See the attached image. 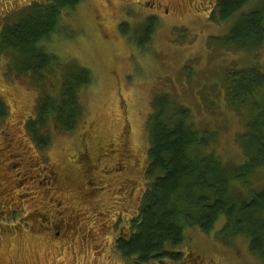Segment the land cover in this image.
<instances>
[{"label": "rangeland", "instance_id": "1", "mask_svg": "<svg viewBox=\"0 0 264 264\" xmlns=\"http://www.w3.org/2000/svg\"><path fill=\"white\" fill-rule=\"evenodd\" d=\"M39 1L0 0V38ZM53 1L37 4L29 16L55 15L58 8L64 11L62 3L70 2ZM218 1L161 0L170 10L164 15V8L159 13L134 3L123 8L124 0H80L47 42L58 63L42 80L24 70L36 62L29 48L21 51L18 67L15 52L1 53L0 97L10 113L0 132V264H127L115 246L120 234L130 232V220L141 207L151 117L156 105L166 107L164 95L177 107H186L198 129L215 133L213 149L224 164L243 162L241 139L252 113L232 103L238 97L230 80L237 69L258 65L264 72V43L256 50L234 46L228 35L235 19L210 18ZM256 10L264 15V0L245 6L246 13ZM5 45L0 41V49ZM76 65L92 75L89 87L81 90L78 128L69 132L49 121L47 147L36 149L26 122L43 96H58ZM75 73L71 76L78 80ZM44 162L51 171H44ZM41 170L56 177L49 191L38 187L45 175ZM18 172L32 173L35 183L30 179L19 188ZM263 184L264 169L252 180L254 188ZM19 195L25 197L19 201ZM54 204L61 205V216L69 224L59 238L57 228L41 227L36 216L54 209L57 220L59 207ZM223 225L224 220L210 235L189 227L185 248L191 252L177 264H263L245 236L227 240L217 235Z\"/></svg>", "mask_w": 264, "mask_h": 264}, {"label": "trees", "instance_id": "2", "mask_svg": "<svg viewBox=\"0 0 264 264\" xmlns=\"http://www.w3.org/2000/svg\"><path fill=\"white\" fill-rule=\"evenodd\" d=\"M251 1L219 0L210 16L235 19L228 37L232 35L233 45L242 50H256L264 43V15L257 10L245 12V6ZM36 2L22 19L7 26L10 28L7 36L0 38L6 41L0 55L15 52L18 57L14 62L18 67L21 51L29 48L36 62L33 68L24 70L42 80L58 63L47 49V42L60 32L64 14L75 9L80 0L66 1L62 3L64 11L58 12V8L55 15H45L42 19L29 16L32 8L54 1ZM74 73L80 76L78 80L72 78ZM235 75L230 83H236L238 99L231 101L252 113L248 131L241 139L245 158L239 165L224 164L213 149L215 133L198 129L190 121L186 107H177L167 95L163 96L166 107L156 105L150 120V147L146 150L149 160L145 166L146 191L139 215L131 221L130 233H122L115 246L127 264H164L166 261L177 264L191 252L185 248L189 227H199L210 235L222 220L224 225L217 235L227 240L245 236L251 253L264 264V184L259 189L252 186L253 178L264 169V72L257 65L237 69ZM91 80L90 70L76 65L63 80L65 91L73 89L70 95L61 88L58 96L42 97L35 115L26 122L27 134L36 149L47 147L49 121H55L69 132L78 128L83 112L81 90L89 87ZM9 113L6 100L0 97V132ZM243 187L246 192H239Z\"/></svg>", "mask_w": 264, "mask_h": 264}, {"label": "flooded vegetation", "instance_id": "3", "mask_svg": "<svg viewBox=\"0 0 264 264\" xmlns=\"http://www.w3.org/2000/svg\"><path fill=\"white\" fill-rule=\"evenodd\" d=\"M110 1V0H109ZM124 1H126V3H124V6H123V8H128L130 5H133V3L134 4H138V5H140V6H142V7H148V8H150V9H152V10H154V11H156L157 13H159V12H162V8H164V12H163V14L165 15V14H169L170 13V10H168V8H167V5L166 6H164L163 7V4H162V2H160L161 0H150V2H154L153 4L154 5H149V3H148V1L149 0H124ZM201 4V3H200ZM161 14V13H160ZM84 145H86V146H83V150H82V152H80V153H82V155H83V153H87V143L86 144H84ZM110 147V146H109ZM111 148V147H110ZM78 156H79V154H78ZM84 156H86V155H84ZM83 156V157H84ZM83 157H81L80 158V161L84 164H87L86 162H83L84 160H86V158L85 159H83ZM45 163V166L44 167H42L43 169H44V171H51V165H50V163L49 162H44ZM120 166V165H119ZM11 168L13 169H15V168H17V165L16 164H12L11 163ZM43 173L42 174H45L44 176H43V178H42V180H38L37 181V183L38 184H41L40 186H38L39 187V189H41L42 191H49V190H51V186L54 184V182L56 181V177H54L52 174H49V173H46V172H44L43 170H41ZM40 175V174H39ZM16 176H18L17 178V183H16V185L19 187V188H24L25 187V185H27L28 184V182L27 181H29L30 179H32L31 181H33V174L32 173H30V172H28V173H24V174H22V173H20V172H18L17 173V175ZM20 176V177H19ZM23 177V179H21ZM34 182V181H33ZM35 183V182H34ZM87 184L89 185V186H91L92 187V185L94 184V182L93 181H89L88 180V182H87ZM98 189V188H97ZM20 196V198H19V201L23 198V197H25V195H19ZM15 205V204H14ZM54 205H57V204H54ZM8 207H11V205H7ZM6 206V207H7ZM58 207H59V211H57L56 213L60 216V218H58L57 220H53V217H52V214L54 213V209H52L51 211H38V212H36V216L40 219V226L41 227H43V228H46L47 230H49V228L50 227H52V228H57L56 229V231H55V235H56V237H62V236H64L65 235V232H66V230L69 228V224H68V222L65 220V219H63L62 218V216H61V205H57ZM11 208H14V207H11ZM13 210H15V209H13ZM15 212H18V211H14V212H12V213H15ZM1 215V214H0ZM137 215H139V214H137ZM137 215H135V216H133L132 218H131V220H130V224H131V221L135 218V217H137ZM1 218L2 219H8L7 217H5L4 215L3 216H1ZM123 233H125V232H123ZM130 233V232H129ZM121 235V234H120ZM119 239V238H118Z\"/></svg>", "mask_w": 264, "mask_h": 264}]
</instances>
